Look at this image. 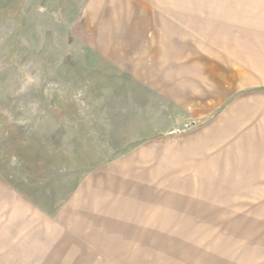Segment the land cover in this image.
Masks as SVG:
<instances>
[{"label":"rangeland","instance_id":"374dc122","mask_svg":"<svg viewBox=\"0 0 264 264\" xmlns=\"http://www.w3.org/2000/svg\"><path fill=\"white\" fill-rule=\"evenodd\" d=\"M0 264H264V0H0Z\"/></svg>","mask_w":264,"mask_h":264}]
</instances>
